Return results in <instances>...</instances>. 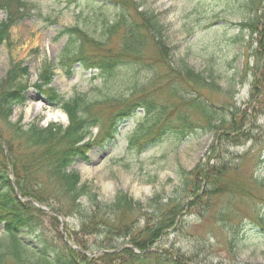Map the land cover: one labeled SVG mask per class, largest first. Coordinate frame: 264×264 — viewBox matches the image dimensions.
<instances>
[{"label": "trees", "instance_id": "trees-1", "mask_svg": "<svg viewBox=\"0 0 264 264\" xmlns=\"http://www.w3.org/2000/svg\"><path fill=\"white\" fill-rule=\"evenodd\" d=\"M119 1L124 6L128 4L126 0ZM257 1L260 0H253L252 4ZM136 6L138 21H131L121 13L114 22L104 23V38L101 40L78 26L59 30L57 38L66 36L67 41L57 55V67L67 73H72L76 65L96 71L98 75L92 76L100 77L102 83L101 87H96L98 93L95 96L80 91L66 96L50 85L57 67L47 63L41 68L33 86L48 105L66 113L67 125L58 122H49L46 126L38 122L22 124L21 116L12 121L13 106L26 101L28 84L25 78L29 69L21 62L11 61L0 80V225L4 231L0 237V264H112V260H119L117 264H166L161 253L151 248L164 232L177 225L187 204L188 193H192L189 198L196 199L192 204L202 201L201 187L194 190L197 182L205 179L216 185L219 174L227 171V163L202 162L190 170L178 167L179 180L172 193L167 197L157 193L145 201L134 199L122 190L111 201L100 199L87 184L81 183L72 164L76 160L87 161L88 151L94 144L115 140L120 132V122L140 110L142 117L140 115L136 120L127 137L128 154L139 155L158 147L162 150L160 158H166L192 136L214 133L219 141L246 136V111L243 110L239 117L240 113L231 109L228 112L224 109L225 113H222L206 93V90L216 89V78L195 70L184 59L176 63L165 37V27L158 16L139 9L138 3ZM38 9L39 5L29 0H0V12L5 15L0 20V46L9 38L13 25L34 16ZM255 24L254 19L244 23L249 28ZM117 34L120 44L115 50L108 43ZM261 39L264 34L260 35ZM149 46L156 48L154 57L146 56ZM253 69L254 75H263L264 61L257 60ZM142 70L151 71L152 76L141 79ZM162 75L168 78L163 87L168 101L159 104L154 94ZM253 85L258 89L256 81ZM105 110L109 111L106 124L102 117ZM226 114H231L230 118ZM93 128L97 129L95 136ZM210 150L211 153L215 151L214 143ZM252 182L262 188L264 176L254 177ZM239 191L237 187L228 192L235 194ZM25 198H31L64 217L71 212L78 213L89 219L84 228L96 226L105 236L112 227H124L126 231L121 236L126 238L125 243L144 253L106 243L102 249L107 252L91 257L67 242H51L41 237L37 230L42 215L53 222L58 221L57 217L35 207ZM83 199L92 203L93 212H85ZM138 214L146 216L144 227L136 226ZM26 232L35 234L34 244L19 236ZM79 247L86 252L89 250L81 242Z\"/></svg>", "mask_w": 264, "mask_h": 264}, {"label": "rangeland", "instance_id": "rangeland-1", "mask_svg": "<svg viewBox=\"0 0 264 264\" xmlns=\"http://www.w3.org/2000/svg\"><path fill=\"white\" fill-rule=\"evenodd\" d=\"M29 1L38 4L39 9L34 16L13 25L9 38L0 46V80L11 61L21 62L29 69L25 78L26 101L13 106L11 120L17 121L21 116L22 124L38 122L45 126L58 122L67 125L66 114L48 105L33 86L45 64L59 65L57 55L67 41L66 36L57 38L59 30L78 26L101 40L104 23L114 22L121 13L131 21H138L136 4H140L139 9L155 13L164 25L176 63L184 59L195 70L216 78V89L206 90V93L221 112L231 109L239 112V117L246 111V136L223 141L214 133L192 136L166 158H160L162 150L158 147L139 155L128 154L127 137L136 120L142 117L140 110L120 122L115 140L95 144L87 161L76 160L71 167L79 173L81 183L87 184L100 199L111 201L122 190L134 199L145 201L157 193H162L163 197L172 193L179 180L178 167L190 170L202 162L227 163L228 169L219 174L216 185L205 179L197 182L194 190L201 187L202 201L192 204L196 199L189 198L192 193H188L177 225L164 232L151 250L160 252L166 264H264V187L259 188L252 182L254 177L264 176V74L253 73L257 60L264 61V39L260 40V35L264 34V0L254 5L253 0H126V6L119 0ZM4 18V13L0 12V20ZM252 19L256 21L254 26L244 25ZM119 44V34L112 36L108 43L115 50ZM156 54V48L149 46L146 56ZM71 71L70 74L57 67L50 85L66 96L75 91L88 92L91 96L98 93L96 87L102 86L100 77L92 76L98 72L78 65ZM151 76V71L140 72L141 79ZM167 80V76L159 77L154 94L159 104L168 101L163 88ZM255 81L258 89H254ZM102 112L106 124L109 111ZM92 132L95 135L97 130L93 128ZM213 143L215 151L211 153ZM237 187L240 193L228 192ZM82 206L86 213L93 212L88 200L83 199ZM108 218L112 220V216ZM57 220L53 222L42 215L37 233L58 244L68 241L71 246L79 247L80 242L84 243L89 249L87 252L94 257L101 255L103 244L126 245V238L121 236L126 231L124 227H112L105 236L96 226L84 228L89 219L78 213L71 212L63 216L62 221ZM137 220L136 226L146 225L145 214H138ZM3 232L0 225V237ZM34 235L26 232L19 236L34 244ZM118 261L110 262L117 264Z\"/></svg>", "mask_w": 264, "mask_h": 264}, {"label": "bare ground", "instance_id": "bare-ground-1", "mask_svg": "<svg viewBox=\"0 0 264 264\" xmlns=\"http://www.w3.org/2000/svg\"><path fill=\"white\" fill-rule=\"evenodd\" d=\"M108 185H109V184H106V189H109V188H108V187H109Z\"/></svg>", "mask_w": 264, "mask_h": 264}, {"label": "water", "instance_id": "water-1", "mask_svg": "<svg viewBox=\"0 0 264 264\" xmlns=\"http://www.w3.org/2000/svg\"><path fill=\"white\" fill-rule=\"evenodd\" d=\"M38 205V204H37ZM44 208V207H43ZM44 209H46V208H44Z\"/></svg>", "mask_w": 264, "mask_h": 264}]
</instances>
